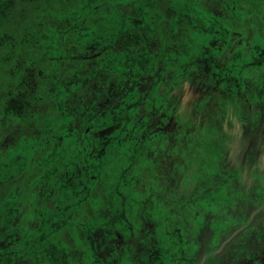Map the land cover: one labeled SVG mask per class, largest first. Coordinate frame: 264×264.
Wrapping results in <instances>:
<instances>
[{"label": "rangeland", "instance_id": "rangeland-1", "mask_svg": "<svg viewBox=\"0 0 264 264\" xmlns=\"http://www.w3.org/2000/svg\"><path fill=\"white\" fill-rule=\"evenodd\" d=\"M96 1L77 0L72 14L66 12L42 23L40 30L45 31L46 36L38 45L21 41L20 45L30 46L25 51L38 75L19 76L14 71L16 78H10L7 76L9 70L1 65L0 90L4 94L13 93L18 89L17 85L20 90H25L27 83L31 86L36 83L35 88L39 92L37 99L32 101L36 105L32 109L33 121L46 104H53V122L58 127L51 131L49 139L45 138V147L39 152L45 161L55 157L59 164V172L54 176V193L70 194L72 200L81 197L83 192L78 189L82 187L84 191L86 170L89 175L103 165L102 151L108 148L111 136H119L122 126L132 119L139 123L140 132H134L130 138L149 139L144 151L148 157L152 155L156 158L151 168L150 187L143 178L145 182L137 189L132 182V170L120 167L116 171L121 174L119 180L114 179L107 190L95 194L94 199L97 200L89 198L93 203L85 205V215L73 214L75 219L70 221L73 222L70 224L71 233L60 242L54 240L48 243L44 240L42 245L33 248L24 244L13 245L17 243L13 240L15 234L22 229L18 230L14 225L6 229L0 227V264H78L79 241L99 264H119L124 259L133 264H169L171 257L155 256L162 233L153 230L156 225L151 216L142 211L143 217L133 224L127 223L132 221V217L130 220L126 217L127 199L135 193L144 203L151 205L150 197L163 196L159 200L165 208L180 200L197 198L202 193L206 195L209 192L204 190L211 188L218 191L219 197L211 218L218 235L207 246L209 229L204 228L197 237L198 250L194 259L183 264H264V59L256 68L241 74L240 88L235 91L231 83L222 89L211 74V71H216L214 68L219 71L240 54H245L248 61L258 59L257 52L264 41L257 40L250 32L237 38V32L232 33L229 28V41L214 60L213 68L211 65L214 63L208 61L201 48L209 45L208 32L198 26L197 31L204 32L200 53L182 61L184 79H177L180 82H176L161 103L155 100L156 95L153 94L158 92L154 88H159L158 80L163 76L167 78L164 62L156 59L148 75L130 78L125 71V76L114 81L115 75L97 71V44L73 47L65 42L64 29L71 24H79L83 10H90L93 14L92 7ZM223 1L216 0L215 5H209L208 0H203L202 6L207 11L213 10L216 16L224 17L229 8L224 6ZM121 7L125 12L130 8L125 0L121 2ZM180 7L185 11L184 5ZM18 8H15L9 28H35L36 24H26V20L21 19L25 11L22 15L18 12L26 6ZM137 12L138 9H135V15ZM166 16L170 17L169 12ZM197 18L191 24L199 25L202 19ZM188 20L184 22L188 23ZM174 24H177L175 20ZM171 26L168 24L167 28ZM244 47L249 50L253 47L254 50L250 54L249 50H243ZM143 97L147 100H144L142 108L140 102ZM218 97L226 102L225 108L216 107ZM152 102L157 105L154 109H151ZM201 122H213L218 127L221 139L218 167L212 182L206 183L203 178H198L185 187L182 176L188 170L187 166L183 167L181 150L174 143L183 144L192 139L191 133L196 132L195 128ZM29 129L17 123L6 125L0 147L19 146L22 139L15 138L19 133L26 136ZM83 132L89 147L84 144ZM147 132H156V135L149 137L145 135ZM44 136L48 137L46 131ZM128 138L125 133L124 139ZM66 144H70V148L65 152L63 147ZM67 156L68 160L64 162ZM123 157L126 160V155ZM142 190L149 191V195ZM60 197L63 198L62 195ZM25 231L30 230L25 228Z\"/></svg>", "mask_w": 264, "mask_h": 264}, {"label": "flooded vegetation", "instance_id": "flooded-vegetation-1", "mask_svg": "<svg viewBox=\"0 0 264 264\" xmlns=\"http://www.w3.org/2000/svg\"><path fill=\"white\" fill-rule=\"evenodd\" d=\"M97 1L98 2L92 7L94 8L93 14L90 10H83L82 17L78 22L79 24H71V27L68 26L64 29L63 35L66 42L72 44L73 47L84 46L86 43L97 44L99 47L98 53H96L97 59L95 63L97 71H103L106 75H115L114 81H119L125 76V71L128 72L130 78H136L138 75H148L152 72V68H154L153 63L156 59L164 62L163 69L167 78L165 79V76H163L161 80H158L160 81L159 88L158 86L154 87L158 92L153 94V96L156 95L154 97L155 100H158L161 103L164 102L166 96L170 93L176 82H180L177 79H179V77L181 80L184 79L182 75V61L184 59L193 58L200 53L199 47L202 44V35L204 32L197 31L198 26L204 28L208 32L207 37L209 39V45L201 46V48L204 49L208 61L214 63L211 65L213 68L215 67L214 60L217 55L224 51L221 49L225 48L226 41H229V28L232 33H234L233 31L237 32V35L235 36L237 38H241L250 32L256 36L257 40L264 41V0H257V2L249 8L243 6L245 4L243 0H224V6L229 8L228 13L224 17L220 15L216 16L213 10L207 11L204 9L202 6L203 0H125L130 7L128 8L126 15L122 13L121 2H123V0ZM208 2L209 5L210 3L215 5L216 0H208ZM182 5L185 6V11L181 9L180 6ZM135 9H138L136 15ZM166 12H169V18L166 16ZM241 13L246 15L243 16ZM93 15H99V17L95 18ZM134 17H136L135 21ZM197 17L202 19L199 22L200 24H191L193 19ZM114 18H116V20L118 19L117 24L113 23ZM185 19H189L188 23L184 22ZM174 20L177 24H174ZM115 24L120 26L121 30H114ZM168 24H172V26L167 28ZM119 33L121 34V38H124V46L118 44L119 41L116 36ZM119 46L122 49H120ZM245 48L246 47L243 49L244 51L249 50L248 48ZM253 50L254 48L251 47L249 53L251 54ZM114 56H121L122 58L118 61ZM257 56L258 59L248 61L245 58V54L238 55L234 60L224 64L219 71L214 68L216 71H211L213 79L222 89L227 83H231L233 91L239 89L241 74L244 71L256 68L262 63V60L264 59V44H262L260 50L257 52ZM134 57H147V67L145 70L135 68L133 62ZM211 66L209 65L208 69H210ZM234 67L236 68L233 69ZM30 70L31 69L28 68V71ZM29 73V75L32 76V73ZM36 75H38V73H36ZM36 86V83L32 86L27 83L25 90H20L17 85L18 89H15L13 93L12 91L6 92V94L0 90V95L3 96L4 99L12 94H19L18 96H20V98L28 100L27 95L33 94L29 103L21 104L19 107L21 113L15 117L13 116V120L7 121L6 118H0V139L3 136L2 134L6 125L17 123L25 128L30 127V132L26 136L19 133V136L15 138L22 139L19 146H10L7 149L0 147V156L6 157L8 152H13L15 160L21 156L25 157L26 161H23L22 159L23 163H18L17 168L14 171V178L17 179L22 177L23 173L31 175L27 176V178L32 179L31 184H29V186L22 185L21 188H26V190L20 192V194L17 192L15 195H9L6 192V183L0 184V227L6 229L10 228V225H14L18 230L22 229L19 233L15 234L16 236L13 240L17 243H14L13 245L24 244V246L28 248H33L38 244L42 245V241L44 240H47L48 243H53L54 240H59L60 242L66 237V235L71 233L70 224L73 222L71 223L70 221L71 219H75L73 214L75 213L76 216L82 214L85 215L84 211L86 210L83 208H86L85 205L87 203H93V201L89 199L86 189L88 187L87 176H92L94 173L92 172L88 175L87 170L84 174V191L82 190V187L78 189L79 192H83L81 197L72 200L70 194L64 196L59 192L54 193V186H56L54 184V176L59 172V164L56 162L55 157L49 161H45V158L42 157V153L39 151L45 147L44 144L46 143V139H49L51 131L57 128L58 124L53 122L54 117L52 113L54 112V108L52 103L46 104L44 106L45 110L42 109L41 112H37L36 119H34L36 122L31 120L32 109L36 108V105L32 104V101L37 99V92H39L35 88ZM24 92L27 93L24 94ZM42 97L41 99H43ZM144 97L140 102L142 108L144 107V100H147V98ZM48 101H51V99L48 98ZM156 106L157 105L153 103L151 109H154ZM2 110L3 104H0V112H2ZM0 115L2 114L0 113ZM48 119L49 121H46ZM137 124L139 123L132 119L122 126L119 136L117 134L111 136L110 144L107 146L108 148L105 147L102 151L103 161L106 152L112 153L113 150L115 151L118 148L117 145L121 139H124L125 133L129 136V143H131L130 147L134 149L135 139H141V137L139 138L137 136L130 138V135L134 134V132L138 134L140 128H138ZM45 131L47 132L48 137L44 136ZM147 134H149V137H152L151 135H156V132H147ZM82 139H84V144L89 147L85 132H83ZM220 146L221 142L219 147ZM69 148L70 144H66L63 147L65 152L66 150L69 151ZM131 148L130 151H133ZM180 150L183 158L182 165L183 167L187 166L186 170H188V172L182 176V185L186 187L195 182L194 180L203 178L204 175L203 172L200 174L195 173L193 167L196 166L192 165L189 167L187 165L185 160L186 152L182 151V149ZM122 155L124 156L125 153L122 152ZM67 160L68 156L64 162ZM17 162L18 161L16 160V163ZM4 165L6 167V163H4ZM5 167L4 173H6ZM124 169H129L128 165ZM98 170L99 169H97V171ZM215 173L216 172H213L210 180L206 181L205 178H203V180L206 183L212 182L216 175ZM44 174L45 177H43ZM119 175V177H121V174ZM198 175L202 176L199 177ZM109 185H106L107 189ZM147 186L150 187V183H148ZM204 191L209 192L206 195H208L209 200H211L209 213H205L204 215L205 223L200 225L198 231L193 230L192 227L197 225L198 219L195 217L189 218L186 209H181L178 216H172L163 220L162 223L166 225L165 227H169L170 230H164L162 226L159 227L158 232L162 233V237L159 240V249L156 250L155 256L165 257L167 255L171 257L169 264L192 262L198 250L197 237L204 228L209 229L206 234L207 246L209 245V242L211 243V241L217 237L218 229L216 225L214 226L212 224L213 219L211 218L214 213L215 204L219 201V199H217L218 191H216V189L212 190V188ZM101 193H103V191L95 190L94 197L95 194ZM7 195L9 198L6 200ZM60 195H62L63 198H61ZM133 195L137 196L135 193H131L129 199ZM203 195L204 194L202 193L199 196ZM161 197L163 196L156 195L155 200L157 199L158 201L156 202L152 199L151 201L152 203H156L159 209L163 210V205L159 200ZM150 198H154V196ZM129 199H127L128 205H126L128 210L126 217H128L129 220L132 217V221L130 220V222L127 223L133 224L134 221H138L139 217L141 218L144 216L142 211H145L152 217L154 225L158 223L156 217L152 215L150 204L148 205L147 203H144L141 198L140 204L131 207L129 206L130 203H128ZM194 199L195 198L186 199V202L193 201ZM95 200L97 199H94V201ZM73 201L76 203L73 208L79 204L75 211L71 209ZM62 225L63 229L61 231L55 230ZM25 228L30 230L31 232H28L31 234H28V232L25 231ZM33 229H35L34 232H32ZM77 242L78 241L75 240V244H77ZM78 243L80 248L77 262L78 264H84L81 256L86 252L87 248L81 243V241ZM122 261L133 264L125 259ZM93 263L99 264L98 261L94 259Z\"/></svg>", "mask_w": 264, "mask_h": 264}, {"label": "trees", "instance_id": "trees-1", "mask_svg": "<svg viewBox=\"0 0 264 264\" xmlns=\"http://www.w3.org/2000/svg\"><path fill=\"white\" fill-rule=\"evenodd\" d=\"M245 4V8L252 7L257 0H243ZM96 1L95 3H97ZM94 3V4H95ZM24 4V5H23ZM77 0H0V66H4V69L9 70L8 77L16 78L15 72H18L19 76L27 74L30 76L29 72L32 73V76L36 75V71L34 65L31 64L32 59L25 51L26 47L29 49L30 46L20 45L21 41H28L29 43L34 45H38L41 40H43L46 36L45 31H41L40 29L42 23L49 22L52 18L57 16H61L64 13H70L76 10ZM22 6H26V8H22ZM19 7L18 12L24 16L21 18L22 20H26V24H36L35 28H25L14 30L9 28L13 17L15 16V8ZM122 8V7H121ZM244 8V9H245ZM243 9V10H244ZM128 11V10H127ZM122 13L124 15L127 14L125 9H122ZM242 14V13H241ZM18 15V14H17ZM245 16L246 14H242ZM118 20V19H117ZM116 18L113 19V23L117 24ZM17 22V21H16ZM73 22V21H72ZM115 24L114 30L119 31L120 26ZM44 35L42 36L41 34ZM118 44L124 46L125 41L124 38H121V34L119 33L117 36ZM66 42V41H65ZM120 47V46H119ZM120 49H122L120 47ZM23 51L25 52L23 54ZM67 56V55H66ZM118 61L122 58L121 56H114ZM133 59V58H132ZM134 65L136 69H143L147 67V57H141L133 59ZM28 68L31 70L28 71ZM17 74V75H18ZM19 94H12L7 96L4 99L3 96L0 95V104H3V110L0 112V118H6L7 121L13 120V118L21 113V109L19 108L23 103H29L33 94H28L27 99L20 98ZM217 108H225L226 102H223L221 97L216 98ZM215 108V111H219ZM5 115V116H4ZM14 116V117H13ZM13 117V118H12ZM9 118V119H8ZM196 132L191 133L192 139H187L183 144L174 143L177 145L179 149L186 152L185 160L189 167H193L195 173L200 174L203 172V178L206 181L210 180L213 172H216L218 167V156L220 154V134L218 131V127L213 123L201 122L195 128ZM194 130V131H195ZM149 135V134H145ZM195 137L193 139V137ZM149 139H135L134 149L131 148V143H129L130 139H121L118 143V148L112 153L106 152L103 165L99 170L95 172L92 176H87V194L90 198H95L94 193L95 190L105 191L107 189L106 185L112 183L114 179H119V174L116 172L117 169L123 166H127L134 173V178L132 182L135 183L134 186L139 189L146 180V183H150V175L152 164L156 163L155 156L150 155L147 156L144 151V145L149 143ZM130 148L133 151H130ZM122 152L127 155L126 160L122 156ZM111 155V156H109ZM26 161L25 157H18L16 160L13 152H8L7 156H0V184L6 183L7 194L15 195L17 192L25 191L26 188H21L22 185L29 186L31 184L32 179L27 178L26 173H23V176L20 178H14V171L17 168L19 162ZM15 160V161H14ZM128 161V162H127ZM127 162V164H126ZM6 163V167L4 165ZM23 163V162H22ZM22 165V164H20ZM4 167L6 173H4ZM124 167V168H125ZM199 177L202 175H198ZM14 178V179H13ZM144 178V179H143ZM24 187V186H23ZM137 191V190H136ZM141 192V191H140ZM139 192V193H140ZM142 192L149 195V191L142 190ZM9 198L7 195L6 200ZM154 201V198H151ZM217 199H219L217 197ZM141 197L138 195H133L129 200V206H137L140 204ZM211 200H209L208 195H203L195 198L193 201L186 202V200H180L177 204H168L166 208L163 210L159 209L156 203H151L152 215L156 217L158 223L156 224L154 231H159V227L162 226L164 230H170L169 227H165L166 225L163 220H166L169 217L178 216V213L181 209H186L188 211L187 215L189 218L195 217L198 219L197 225H195L193 230L198 231L200 229V225L204 224V215L205 213H209ZM75 202L73 201L71 209L74 211L77 210L78 205L75 206ZM168 207V208H167ZM58 214V213H57ZM155 220V221H156ZM162 223V224H161ZM135 225V224H134ZM9 226V225H8ZM63 229V225L61 227H57L56 231H61ZM166 241V240H165ZM84 264H94L93 258L89 249L87 248L86 252L81 256ZM120 264H130L129 262L121 261Z\"/></svg>", "mask_w": 264, "mask_h": 264}]
</instances>
